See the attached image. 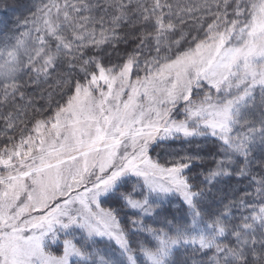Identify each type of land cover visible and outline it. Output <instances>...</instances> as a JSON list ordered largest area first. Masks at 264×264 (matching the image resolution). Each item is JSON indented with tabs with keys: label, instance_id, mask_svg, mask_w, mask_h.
I'll use <instances>...</instances> for the list:
<instances>
[{
	"label": "rangeland",
	"instance_id": "obj_1",
	"mask_svg": "<svg viewBox=\"0 0 264 264\" xmlns=\"http://www.w3.org/2000/svg\"><path fill=\"white\" fill-rule=\"evenodd\" d=\"M240 3L234 11L244 10L207 40L198 41L201 26L188 27L196 34L184 47L154 14L155 35L139 55L88 71L67 103L0 152V264H169L180 247L222 252L233 227L206 221L200 182L229 177L238 163L236 176L247 173L236 134L264 88V0ZM41 21L53 28L47 13ZM98 39L101 48L106 37ZM204 137L223 150L208 177L209 169L193 175V164L152 157L161 143ZM171 202L191 215L188 229L156 225Z\"/></svg>",
	"mask_w": 264,
	"mask_h": 264
},
{
	"label": "trees",
	"instance_id": "obj_2",
	"mask_svg": "<svg viewBox=\"0 0 264 264\" xmlns=\"http://www.w3.org/2000/svg\"><path fill=\"white\" fill-rule=\"evenodd\" d=\"M158 1L160 11L153 9ZM179 1L0 0V152L17 144L36 121L49 118L67 103L88 71L139 55L140 45L155 35L156 29L151 28L154 14L161 16V24L170 22L164 25L171 32L170 40L184 47L196 34L188 27L201 26L198 41L207 40L209 33L226 26L245 8L243 3L234 11L240 0ZM46 13L52 29L40 25ZM188 31L191 35L184 36ZM98 36L106 37L101 48ZM17 51L19 56H15ZM238 134L244 135L239 136L241 165L247 173L236 176L238 163L237 170L214 181L217 184L200 182L197 199L208 223L233 227L218 245L222 252L180 247L171 254L169 264H264V88L246 105ZM152 157L165 165L193 164L198 170L193 175L209 169L202 174L208 177L223 150L214 138H193L161 143L152 150ZM185 210L179 203L167 204L157 215L156 225L164 231L188 229L193 219ZM238 222L246 228L234 229Z\"/></svg>",
	"mask_w": 264,
	"mask_h": 264
}]
</instances>
